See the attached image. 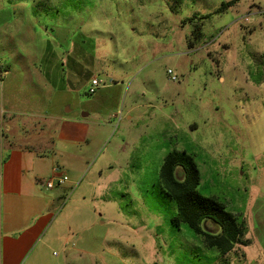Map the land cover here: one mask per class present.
I'll return each mask as SVG.
<instances>
[{
    "label": "rangeland",
    "instance_id": "374dc122",
    "mask_svg": "<svg viewBox=\"0 0 264 264\" xmlns=\"http://www.w3.org/2000/svg\"><path fill=\"white\" fill-rule=\"evenodd\" d=\"M0 61L49 72L62 112L89 114L86 157L55 187L77 264H264V0H0ZM170 153L247 243L222 254L175 225Z\"/></svg>",
    "mask_w": 264,
    "mask_h": 264
},
{
    "label": "crops",
    "instance_id": "0c3cea01",
    "mask_svg": "<svg viewBox=\"0 0 264 264\" xmlns=\"http://www.w3.org/2000/svg\"><path fill=\"white\" fill-rule=\"evenodd\" d=\"M3 65L0 264H77L82 255L69 244L75 229L61 217L59 184L49 189L46 183L58 178L56 170L64 173L60 163L79 165L85 159L92 143L91 126L83 120L89 114L73 116L70 108L62 112L49 72L21 63L27 68L20 73L9 63Z\"/></svg>",
    "mask_w": 264,
    "mask_h": 264
},
{
    "label": "trees",
    "instance_id": "16d2710c",
    "mask_svg": "<svg viewBox=\"0 0 264 264\" xmlns=\"http://www.w3.org/2000/svg\"><path fill=\"white\" fill-rule=\"evenodd\" d=\"M178 166L184 169V179L177 174ZM160 181L168 196L177 204L178 211L173 218L176 226L188 225L203 238L206 245L218 248L222 254H227L237 243L248 242L242 240L244 227L238 223L237 215L227 210L218 198L202 195L198 191L200 171L196 163L183 153H170L166 157ZM207 223L209 225L204 228Z\"/></svg>",
    "mask_w": 264,
    "mask_h": 264
},
{
    "label": "built area",
    "instance_id": "2783aa9c",
    "mask_svg": "<svg viewBox=\"0 0 264 264\" xmlns=\"http://www.w3.org/2000/svg\"><path fill=\"white\" fill-rule=\"evenodd\" d=\"M4 71H5V70H4V65H3V63L0 61V72L3 73ZM168 72L171 73V70H169ZM174 79H175V77H174ZM99 85H100V81L97 80L96 78H94V79L92 80V84H91V88H90L89 92H90V93H94L95 90H96V88H97ZM55 173H56V175H58V178L56 179V178L53 177V178L49 179V180L47 181V183H46V186H47L49 189H50V188H53L56 184L62 185V184L65 183V181L68 180V176H67L66 174H64V173L59 172V170H56Z\"/></svg>",
    "mask_w": 264,
    "mask_h": 264
}]
</instances>
